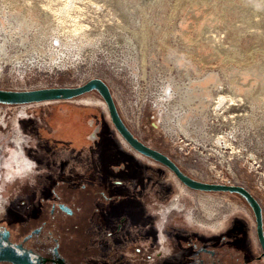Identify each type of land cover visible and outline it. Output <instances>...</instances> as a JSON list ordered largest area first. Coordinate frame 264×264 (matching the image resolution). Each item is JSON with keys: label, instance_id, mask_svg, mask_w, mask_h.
Segmentation results:
<instances>
[{"label": "rangeland", "instance_id": "374dc122", "mask_svg": "<svg viewBox=\"0 0 264 264\" xmlns=\"http://www.w3.org/2000/svg\"><path fill=\"white\" fill-rule=\"evenodd\" d=\"M17 1L23 9L24 7L32 8L34 18L40 17L47 21L48 25L50 24L54 28L56 26L59 31L61 30L65 34L62 38L66 37L67 41H72V37L79 39L84 35L89 38L100 34L103 36L115 27L120 29L122 26L129 34L133 32L132 35L138 38L145 54L146 51L150 53V50L155 53L157 39L165 44L166 54L170 51L179 52L178 43L170 44V40H181L183 44L179 43V47H182L186 56L193 60L189 73L192 74L191 79L194 84L204 82L210 75L209 73H215L217 77L219 74L223 79V84L220 83L222 85L220 93L226 96L227 104H231V108L233 107L227 113L226 124H233L235 122L233 117L236 118L238 113H251V109L255 107V110L258 109L254 111L258 114L257 122L254 121V123L251 122L244 126L248 128L251 135L257 134L256 132L252 133V129L259 130V133L264 134V120L260 118V113L264 117V91L262 90L260 99L254 100L250 94L251 91L246 88L251 89L252 87L245 84L248 79L244 75L247 73L250 76L249 72H253L251 74L257 76L256 73L261 72L260 76L255 77L256 80H253V84H251L256 87L262 84V89H264V0H155L157 2H151V4L149 2L151 0ZM21 8L19 11L23 10ZM158 24L162 25L160 32L157 28ZM144 26L150 27L152 31L151 34L148 33L149 36H146L147 43H144L138 34V29L141 31ZM81 38L84 40V44L88 42L86 38ZM129 39L130 42L134 40L132 37ZM73 42H76L75 39ZM116 51L120 55L125 53L124 49L120 47H117ZM99 57L104 60L102 56ZM13 59V48L10 45L9 51H6L0 60V78L2 77L7 86L31 87L39 84L41 80H47L46 83L51 85L50 82L56 80L55 77L58 78L60 85H72L70 83L76 81L73 76L76 73L74 68L62 70L56 75L57 71L54 73L48 68L41 67L39 69L38 66L27 69L21 68V66L17 68ZM44 60L43 58L40 62L45 65L48 61L43 62ZM86 66L82 65L80 69H84ZM107 67L108 65L104 62L101 64L99 72L103 76H109L115 85L126 88L128 86L126 73L121 72L114 75L115 72H111ZM230 75L235 78L232 80ZM46 76L54 80L48 79ZM236 86L241 87L243 93L241 90L240 95L239 92L237 95ZM127 96L125 93L123 97ZM51 102L38 105L28 104L30 106L23 110L0 104L1 151L3 154L10 151L19 157L18 169L5 170L4 178L0 182V207L5 205L6 201L5 208L9 206L14 211L23 209L25 206L23 201L27 204L28 201L41 197L40 193L45 189V183L52 182L56 180L55 178L60 179L59 176L62 174L81 172L84 167L95 164L94 162L100 166L99 161H118L119 157L116 156L121 152H132L139 160L138 162L147 160L151 164H159L150 161L152 159L148 157L135 153L116 135L108 119L109 113L105 102L96 91L70 101ZM152 113L148 106L146 115L149 119H144L145 122L141 128L145 132L142 141L161 150L171 158L178 159L175 156L178 155L177 148L170 140L166 139L168 137L164 138L151 125L147 130L146 125L150 123ZM123 118L125 117L123 116ZM124 120L126 121V119ZM93 122L94 127L90 125ZM245 123L247 122L245 121ZM16 125L19 126L20 133H18ZM98 127H100L98 138L92 141L89 136ZM143 131L141 132L143 133ZM23 136L27 142L18 143L16 139H21ZM75 140L78 142V146L72 144L71 141ZM23 143L26 144L27 156L34 163L33 172L29 169V163L23 154L20 153L21 150H25ZM18 144H22V147H19ZM4 158L11 160L13 155L11 154L10 157L6 155ZM183 166L187 169L190 167V163L183 160ZM73 168L76 170L73 171ZM92 172L88 171L87 173L92 175ZM102 172L111 175L110 170ZM159 177L161 179L168 177L169 182L173 183L172 196L164 202H158L148 194L141 195V206L154 214L153 221L157 228L158 218H168L164 226L166 234L164 244L168 249V256L172 252L175 253L173 254L175 258L184 248L183 244L178 243L179 237L190 233L198 236L215 235V233L207 231L214 230L212 225L207 223L202 225L204 220L210 221L216 226L221 225L220 227H224L226 223V228L234 226L235 232L240 238H243L251 255L260 254L256 244L253 212L240 196L226 192L194 191L177 182L169 170ZM136 189L137 187L133 184L131 190ZM201 199L208 200L207 204H210L208 210H206L208 206H202ZM161 203H163L164 210L160 213V217L152 210V206L159 207ZM209 209L212 210V213L209 212ZM140 217L142 218L141 215L138 216V218ZM132 218H137V216L133 215ZM198 218L204 220L197 222L195 219ZM151 228L155 231L154 227ZM134 231L133 228L132 234ZM176 245L180 247L179 250ZM168 258L166 257L164 260ZM258 263L263 264V261L259 260Z\"/></svg>", "mask_w": 264, "mask_h": 264}, {"label": "built area", "instance_id": "2783aa9c", "mask_svg": "<svg viewBox=\"0 0 264 264\" xmlns=\"http://www.w3.org/2000/svg\"><path fill=\"white\" fill-rule=\"evenodd\" d=\"M123 28L125 27L120 29L115 27L103 36L101 34L91 36L90 41L82 45L68 41L72 45L70 47L64 43L65 46H63L54 39L51 41L52 49L48 46L45 49V44H42L38 51L34 50L30 53L27 51V47L32 48L29 39L20 41L21 44H18L12 41L10 36L15 67L21 66L27 69L38 66L39 69L48 68L54 73L57 71L56 75L62 70L74 68L76 73L73 76L76 81L70 83L72 85H60L57 77L54 80L46 76L54 80L50 82L51 85L46 83L47 80H41L39 84L31 87L7 86L1 77L0 88L29 90L53 86H79L92 78H101L109 86L118 111L120 110V113L130 122L136 131L134 134L140 140H144L145 132L141 128L144 125V119H149L146 115L149 106L153 113L150 123L146 125L147 130L151 125L164 138L168 137L166 139L170 140L178 151V155H175L178 159H172L177 161L186 173L198 180L237 184L248 189L261 206L264 222V134L252 129V133L257 134L251 135L248 128L244 126L257 122L258 114L254 111L258 109L255 110L253 107L251 113H238L236 118L233 117L235 122L232 121L233 124L227 125L225 121L227 113L233 107L227 104L225 95H220L222 99L218 97V92L222 89H216L218 87L215 85L213 87L216 91L215 97L205 96L202 98L203 101H200L190 90L194 85L191 79L192 74L189 73L191 65L189 68L184 67L188 57L185 51H182V47H179L183 44L181 40L170 41V44L178 43L179 52L173 53L168 50L170 52L166 54L165 44L157 39L155 53L150 50V53L146 51L144 55L138 38ZM130 37L134 38L132 42L128 40ZM9 47L10 45L6 46L7 52ZM117 47L124 49L125 53L120 55L116 51ZM99 56H102L104 60ZM43 58L45 59L43 62L48 61L45 65L40 62ZM104 62L111 72H115L114 75L126 73V79H128L126 88L115 85L109 76H103L99 72ZM82 65L87 66L80 69ZM219 88L222 87L219 85ZM125 93L127 97H123ZM262 116L260 113V118L264 120ZM245 121L247 123L244 124ZM201 127L204 137L195 133V130L197 128L200 130ZM192 134H194L193 137ZM92 135L95 136V132ZM183 160L190 163L189 168H184ZM157 229L159 236L160 231L159 228Z\"/></svg>", "mask_w": 264, "mask_h": 264}, {"label": "flooded vegetation", "instance_id": "af4514ba", "mask_svg": "<svg viewBox=\"0 0 264 264\" xmlns=\"http://www.w3.org/2000/svg\"><path fill=\"white\" fill-rule=\"evenodd\" d=\"M28 106L9 107L23 110ZM90 125L94 127V122ZM16 126L20 133L19 126ZM112 129L114 131L113 126ZM99 130L100 127L93 130L95 136L90 134L92 141L98 138ZM16 140L18 143L27 142L24 136ZM25 143V150L20 153L33 172L34 163L27 156ZM18 146L22 147V144ZM1 149L2 145L0 182L5 170H17L19 167L18 155L10 151L3 154ZM11 154L13 158L5 160L4 157H10ZM94 163L84 167L81 172L62 174L60 179L45 183L41 197L27 204L23 201V209L14 211L9 206L5 208L7 202H4L5 205L0 207V264H259V260L264 264V257L260 258V254L252 256L234 226L226 228L227 223L215 229L217 226L210 221L195 219L197 222L204 220L202 225H212L214 230L207 231L215 235L198 236L190 233L179 237L178 243L183 244L184 248L174 258L175 253L171 252L168 256L164 244V226L168 218H158L159 236L154 218H150V222H147V218H130L127 214L122 215L120 209L117 210V217L111 215L110 218H102L104 211L100 205L108 208L111 200L106 188L108 184L99 182L102 179L100 166ZM88 171H93L92 175ZM152 210L160 215L164 210L163 203L159 207L152 206ZM133 228L135 231L132 234ZM255 238L261 253L256 234ZM176 248L180 249L177 245ZM166 257L170 259L164 260Z\"/></svg>", "mask_w": 264, "mask_h": 264}, {"label": "water", "instance_id": "95a60500", "mask_svg": "<svg viewBox=\"0 0 264 264\" xmlns=\"http://www.w3.org/2000/svg\"><path fill=\"white\" fill-rule=\"evenodd\" d=\"M93 91H96L105 102L112 125L133 150L170 170L182 184L194 191L226 192L239 195L253 212L256 235L261 248L260 258L264 257L262 209L257 199L249 190L237 184L210 183L198 180L184 172L166 153L140 140L123 121L109 86L101 78H92L79 86H53L29 90L0 88V104L26 105L51 101H70Z\"/></svg>", "mask_w": 264, "mask_h": 264}, {"label": "bare ground", "instance_id": "6f19581e", "mask_svg": "<svg viewBox=\"0 0 264 264\" xmlns=\"http://www.w3.org/2000/svg\"><path fill=\"white\" fill-rule=\"evenodd\" d=\"M148 1V0H147ZM161 1V0H160ZM145 2V1H144ZM150 4L151 2H157L155 0H151L149 1ZM229 2V1H228ZM148 3V2H147ZM189 3V2H188ZM27 4V3H26ZM72 4V3H71ZM159 4V3H158ZM129 5V4H128ZM138 5V4H136ZM180 5V4H179ZM22 6L19 4V2L17 0H0V60L4 57V54L6 53V46L8 47L9 45H12V42L10 41V36L12 37V41H16L18 44L21 42H24L26 40L29 39L30 42V46H32V48L27 47V51L30 53L34 50L38 51L39 47L42 46V44H45V49L48 48L52 49L53 48V44L51 43V41H53L54 39L57 40L59 43H61L63 45V43L67 46L70 47L72 46L70 43H68L67 40H65V38L63 39L62 36L65 34H63V32L58 28H54V26H50V24H47V21L42 20L40 17H33V9L29 8V7H24L21 8ZM23 9L21 11H19L20 9ZM44 11V10H43ZM134 12V11H133ZM145 12V11H144ZM47 13V12H46ZM132 13V12H131ZM145 14V13H142ZM45 17V15H44ZM132 18V17H131ZM135 18V17H134ZM135 20V19H133ZM49 21V20H48ZM52 23V22H51ZM56 23V22H55ZM135 23V22H134ZM141 23V22H140ZM149 24V23H148ZM152 24V23H150ZM149 24V25H150ZM60 25V24H59ZM58 25V27L60 28V26ZM135 26V25H134ZM141 26V25H140ZM143 26V25H142ZM123 27V26H122ZM139 28V27H138ZM158 31H162V25L158 24L157 25ZM58 29V30H57ZM164 29V28H163ZM96 32V31H95ZM133 33V32H132ZM148 33H152L151 28L150 27H142L141 31L138 29V34L142 37L144 43H147L146 40L148 39L146 36H149ZM27 35L28 38L26 37ZM78 35V34H77ZM82 35V34H81ZM155 35V34H154ZM63 36V37H64ZM176 36V35H175ZM86 41H90L89 37H85ZM76 39V38H71L72 42L75 39L76 42H73L72 44H84L85 42H83L84 40L82 38ZM16 38V39H15ZM64 41H63V40ZM150 39V37H149ZM165 39V38H164ZM130 40V39H129ZM132 40V39H131ZM21 41V42H20ZM151 41V39H150ZM171 41V40H170ZM155 43V42H154ZM63 45V46H65ZM133 46H135V44H132ZM144 45V44H143ZM150 49V48H149ZM63 50V49H62ZM254 50V49H253ZM144 53V52H143ZM144 55H146L144 53ZM7 57V56H5ZM11 58V57H10ZM7 61V60H6ZM2 62V61H1ZM9 62V60H8ZM11 62V59H10ZM4 63V62H3ZM190 63V64H189ZM193 63V60H190L188 58L187 63L184 64V67L188 66L187 68H189V66ZM247 65V64H246ZM1 67V66H0ZM264 68V67H263ZM251 69V68H250ZM238 73V72H237ZM249 74L245 73V77H247L248 81L245 83L246 85H249L250 87H252L251 89H249V87H246L247 90H250V94L252 95V97L255 99H258L261 96L262 90L264 91V89H262V84L259 85L258 87H256L255 85L252 86V81L256 80L255 77L260 76L261 72L256 73L257 76L252 75L251 73L253 72H249ZM210 75H208V77L204 80V82H198L195 83L194 85H192V87L190 88V90L194 93V95H196V97L198 99H200V101H203L202 98L205 96H211L212 98L215 97V88H213L215 85L218 87L216 89H222L219 88L220 83L223 84V79L220 77V75L218 74V77L215 75V73H209ZM231 76V75H230ZM206 77V76H205ZM233 78H235L234 76H231V79L233 80ZM263 79V78H262ZM231 80V81H232ZM105 82V81H104ZM106 83V82H105ZM252 83V84H251ZM107 84V83H106ZM213 86V87H212ZM222 87V85H220ZM236 93L238 95H240L241 92V87L239 88L238 86H236ZM253 91V94H252ZM243 93V90H242ZM220 92H218V97H220L221 99L223 97H221ZM261 98V97H260ZM259 98V99H260ZM104 102V101H103ZM35 104V103H34ZM106 105V104H105ZM123 109H126L122 106ZM108 111V110H107ZM120 113V110H119ZM127 113V112H126ZM123 121L125 122L124 119H126V117L120 113ZM123 116L125 118H123ZM130 116V115H129ZM110 123L111 120L110 118H108ZM129 119V117H128ZM125 124L128 126V128L130 127L133 131L135 130L132 125L130 124V122L126 119ZM112 125V123H111ZM113 126V125H112ZM114 128V126H113ZM129 128V129H130ZM130 129V130H131ZM202 127L200 130H198V128L195 130L196 134H200L204 137L203 132H202ZM115 130V128H114ZM131 130V131H132ZM132 131V132H133ZM116 134L118 137H121V135L119 133H117V131L115 130ZM136 132V131H134ZM133 132V134H134ZM194 136V134H192V137ZM138 137V136H137ZM122 138V137H121ZM139 138V137H138ZM123 139V138H122ZM140 139V138H139ZM124 140V139H123ZM125 141V140H124ZM126 142V141H125ZM127 143V142H126ZM128 144V143H127ZM152 147V146H151ZM154 148V147H153ZM135 151V150H134ZM137 152V151H136ZM141 154V153H140ZM144 156V155H143ZM146 157V156H145ZM180 168L181 165L177 162L174 161ZM182 169V168H181ZM183 170V169H182ZM170 171V170H169ZM184 171V170H183ZM171 172V171H170ZM185 172V171H184ZM188 174V173H187ZM190 176L193 177V175L189 174ZM195 178V177H194ZM187 187V186H186ZM201 204L204 207V205L208 206L206 208V210H208V208H210V204L208 203V200L206 201V199H201ZM209 212L212 213V210L209 209ZM209 213V214H210ZM219 225L217 227H214L215 229H218Z\"/></svg>", "mask_w": 264, "mask_h": 264}, {"label": "crops", "instance_id": "0c3cea01", "mask_svg": "<svg viewBox=\"0 0 264 264\" xmlns=\"http://www.w3.org/2000/svg\"><path fill=\"white\" fill-rule=\"evenodd\" d=\"M38 104L44 103L34 105ZM71 142L78 146L76 140ZM118 155L116 156L119 157L118 161L115 162L99 161L100 173H102V179L99 182L104 185L108 184L106 188L109 190L111 200L108 208L100 205V208L104 211L102 212V218H110L111 215L117 217V210L120 209L122 215L127 214L130 218L133 215L137 216V218L141 215L142 218L148 219L147 222H150V218H154V214L145 207L144 209L142 208L141 195L146 196L148 194L158 202L168 200L173 194V183L169 182L168 177L165 179L159 177L168 170L161 164L154 165L147 160L138 162L139 160L136 159L135 154L132 152H121ZM103 170H110L111 175L105 174L102 172ZM133 184L137 189L132 191Z\"/></svg>", "mask_w": 264, "mask_h": 264}, {"label": "trees", "instance_id": "16d2710c", "mask_svg": "<svg viewBox=\"0 0 264 264\" xmlns=\"http://www.w3.org/2000/svg\"><path fill=\"white\" fill-rule=\"evenodd\" d=\"M239 196V195H238ZM244 201V200H243Z\"/></svg>", "mask_w": 264, "mask_h": 264}]
</instances>
